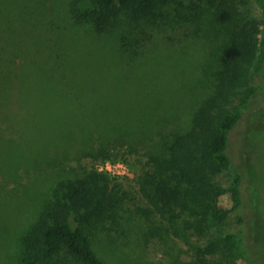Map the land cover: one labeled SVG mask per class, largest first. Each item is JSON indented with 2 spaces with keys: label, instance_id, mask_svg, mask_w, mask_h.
<instances>
[{
  "label": "trees",
  "instance_id": "trees-1",
  "mask_svg": "<svg viewBox=\"0 0 264 264\" xmlns=\"http://www.w3.org/2000/svg\"><path fill=\"white\" fill-rule=\"evenodd\" d=\"M254 1L262 17L251 0H0V211L16 203L17 211H38L15 264H108L89 230L116 242L107 224L128 219L129 193L94 167L81 174L71 167L68 175V166L116 160L137 141L146 159L137 178L147 204L139 216L149 236L166 246L172 235L183 239L193 250L188 264H261L245 211L236 217L240 229H222L244 206L231 135L257 94L253 76L264 74V0ZM38 8L52 13V39L35 31ZM173 23L192 31L205 66L197 74L189 43L169 47L162 61L173 68L171 86L140 55L152 27ZM51 97L66 100L60 108L70 114H31ZM55 165L59 179L37 209L21 193L5 197L22 169L37 176ZM228 172L233 180L224 186L217 177ZM227 193L231 208L220 204ZM6 231L0 227V251L11 256Z\"/></svg>",
  "mask_w": 264,
  "mask_h": 264
},
{
  "label": "rangeland",
  "instance_id": "rangeland-1",
  "mask_svg": "<svg viewBox=\"0 0 264 264\" xmlns=\"http://www.w3.org/2000/svg\"><path fill=\"white\" fill-rule=\"evenodd\" d=\"M251 6L253 13L258 17H262L263 12L254 0H251ZM36 11L35 31L43 37L49 36L51 38L53 36L51 25L54 21L52 13H45L42 8H38ZM151 33L140 59L141 61H147L149 69L155 71L159 76L166 73L169 76H167L168 80L163 77V81L170 80L172 82L170 85L174 86L171 73L173 68L162 60L163 57L169 56V47L177 48L182 44L181 41H185L183 43H189L192 46V61L199 67L197 74L201 73L202 67L205 66L204 51L199 41L196 42L194 39L191 30H186V28L173 23L161 29L152 27ZM54 41H57L56 37H53ZM252 84L258 87L257 94L252 97L250 104L244 109L241 122L232 132L229 149L234 170L241 171L244 177L242 187L244 206L243 209L231 214L228 225L222 229L224 233L240 229L242 225L237 222L236 217L241 211H245L250 223L254 253L261 264H264V74H255ZM173 89H170L168 95H170V99L176 100L175 94L177 93ZM42 103L43 107L38 112L31 113L32 115L46 119L58 113H60L61 118H65L67 113L70 114V109L60 108L62 104L67 106V101L64 99L51 97L45 99ZM110 104H113L112 100ZM156 115L158 114L156 113ZM74 116L72 115V117ZM72 134L65 133L64 136L69 138ZM141 140L143 141L142 138ZM140 143L137 141L133 147L122 148L121 153L124 154H120L116 160L94 162L91 158H84L69 163L68 170L70 174L68 175H73L71 167H74L76 172L80 174L83 173V167H94L98 171L108 174L114 182L123 185L125 191L129 193V199L124 206L123 214L128 219H119L120 222L118 223L108 222L107 224L111 228V234L118 240L114 243L109 242L106 239L107 236L105 237L97 227H94L89 230L93 248L108 264H124V262H128V264H188L193 259V250L189 244L180 237L172 235V241L169 242V246H166L159 238L149 236L146 226H143L142 219H140L139 212L141 209H145L147 205L139 192L137 183L139 173L146 161L143 157L145 150ZM37 170L39 174L35 176L34 172H29L30 175L26 169H22L19 179L7 186L5 197L21 193V197H24V205L26 202H31L35 204L36 209L37 206L40 207L39 202L42 201L43 197L49 195L52 186L59 179L58 174H56L59 166L55 165V168L43 167ZM36 177L39 178L36 179ZM217 180L222 185L229 186L233 180V172L223 173L217 177ZM31 184L36 186L25 197V189L27 191L28 186ZM220 204L231 208L233 206L231 194L223 195ZM16 206L17 203L9 207L7 211H0V227L6 228L8 244H12L10 248L11 256L0 251V264H15L14 255L17 252L18 242L20 243L27 227L38 212L24 209L17 211ZM106 232L108 233V231ZM192 241L194 242L195 238ZM198 244L205 245V240L198 241ZM62 258L66 261L69 260L65 254ZM216 259L220 260L219 257ZM69 262L72 261H67V264H70Z\"/></svg>",
  "mask_w": 264,
  "mask_h": 264
}]
</instances>
